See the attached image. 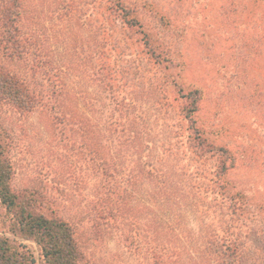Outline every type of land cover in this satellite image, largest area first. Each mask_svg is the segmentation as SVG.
I'll use <instances>...</instances> for the list:
<instances>
[{
    "label": "trees",
    "instance_id": "1",
    "mask_svg": "<svg viewBox=\"0 0 264 264\" xmlns=\"http://www.w3.org/2000/svg\"><path fill=\"white\" fill-rule=\"evenodd\" d=\"M102 1L108 20L119 19L132 43L148 54L153 65L173 66L170 47L146 29L138 14L139 3ZM228 2L227 13L233 11L239 18L245 13L249 21H264V0ZM26 21L22 0H0V56L30 60L35 76L42 73L52 84L48 92L34 90L23 76L0 64V110L10 105L22 115L30 114L38 104L50 101L59 131L81 155L84 170L80 171L87 178H76L75 184L92 191V229L100 235L107 228H118L128 248L147 249L152 264H264L252 250V240L264 234L260 226L264 205L228 178L238 156L217 144L200 125L203 90L178 87L182 115L172 117L165 113L172 107L178 111L173 102L159 98L148 106L135 98L136 93L122 94L128 85L136 86L128 78L130 72L122 69L127 61L123 56L132 45L122 44L103 25L96 74L102 91L107 96L113 93V107L101 103V111L91 109L99 117L89 116L81 109L82 104L92 107L87 91L71 88L60 73L49 69L37 49L36 36L25 31ZM149 108L159 113L150 114ZM12 142L11 133L0 123V208L9 216L2 214L1 221L5 230L34 241L39 256L26 243L0 234V264H94L74 223L55 207L53 216L44 212L45 199L38 191L13 187Z\"/></svg>",
    "mask_w": 264,
    "mask_h": 264
},
{
    "label": "rangeland",
    "instance_id": "2",
    "mask_svg": "<svg viewBox=\"0 0 264 264\" xmlns=\"http://www.w3.org/2000/svg\"><path fill=\"white\" fill-rule=\"evenodd\" d=\"M134 1L140 4L138 14L151 36L170 47V69L153 65L146 52L138 51L120 20H108L102 0H22L27 18L25 31L36 36L37 49L49 69L60 73L71 88L87 91L88 102H92L88 106L92 107L86 109L82 104L81 109L89 116L99 117L91 109L101 111V103L113 107V93L107 96L102 91L96 74L103 25L122 44L132 45L123 56L127 61L122 62V69L130 72L128 78L136 86L128 85L122 94L136 93L135 98L148 106H154L159 98L173 102L178 111L172 107L166 114V107L162 109L172 117L182 115L183 97L178 87L201 88L200 125L217 144L229 147L238 156L228 178L264 205V21H249L245 13L240 18L233 11L227 13L231 9L228 0ZM0 64L23 76L32 89H50L52 82L42 73L35 76L30 60L0 56ZM48 101L38 104L30 114L22 115L10 105L0 110V123L13 137V187L38 191L45 199L44 212L53 216L55 207L59 215L74 223L94 264H152L147 249L136 252L128 248L118 228H107L100 235L92 229V191L87 185L75 184L76 178H87L80 171L81 167L84 170L81 155L72 149V141L62 136ZM148 111L159 113L154 108ZM2 214L8 216L3 207L0 234L26 243L39 256L34 241L5 230ZM261 215L260 226L264 227V212ZM252 250L253 255L264 259V234L252 240Z\"/></svg>",
    "mask_w": 264,
    "mask_h": 264
}]
</instances>
